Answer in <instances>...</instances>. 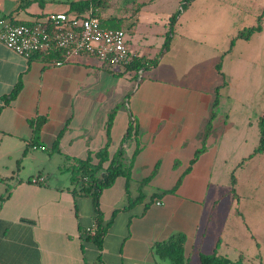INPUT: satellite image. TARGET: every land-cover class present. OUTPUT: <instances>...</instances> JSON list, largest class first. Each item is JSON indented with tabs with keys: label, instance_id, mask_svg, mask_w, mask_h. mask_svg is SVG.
Listing matches in <instances>:
<instances>
[{
	"label": "crops",
	"instance_id": "0c3cea01",
	"mask_svg": "<svg viewBox=\"0 0 264 264\" xmlns=\"http://www.w3.org/2000/svg\"><path fill=\"white\" fill-rule=\"evenodd\" d=\"M78 1L47 12L73 13L71 3ZM201 1L192 0L185 10L187 31L177 32L183 15L177 17L169 48L151 68L128 69L93 56L56 66L50 54L24 58L0 42V182L7 183L0 195V264H171L153 246L175 233L185 236L186 264H200L199 254L212 252L255 264L260 243L252 238L256 250L243 249L236 233L241 226L225 222L219 189L196 192L197 181L218 184L215 166L224 164L227 131L233 127L228 115L223 121L216 112L221 88L230 84L226 78L213 107L215 88L223 82L215 65L230 48L218 61L210 56L209 25L216 17L204 7L195 12ZM116 4L106 0L97 9L100 19L115 17L121 28L126 25L122 29L134 58L156 57L165 40L157 45L146 36L137 38L138 19L131 20L129 8ZM39 7L40 0H0V18L29 22L41 16ZM170 17H162L163 33L169 32ZM240 85L243 89L245 83ZM16 86L17 94L7 99ZM106 145L109 160L123 150L128 172L95 201L73 189L62 164L69 167ZM93 223L105 229L99 247L85 234Z\"/></svg>",
	"mask_w": 264,
	"mask_h": 264
},
{
	"label": "rangeland",
	"instance_id": "374dc122",
	"mask_svg": "<svg viewBox=\"0 0 264 264\" xmlns=\"http://www.w3.org/2000/svg\"><path fill=\"white\" fill-rule=\"evenodd\" d=\"M40 1L41 7L36 10L41 15L40 18H43L49 14L47 12L49 9L62 8L71 0ZM202 1L195 4V12L204 7L216 17L211 20L209 25L211 30L208 37L210 56L218 61L222 53L230 48V51L224 53L221 60V69L230 84L225 89L221 88V102L216 112L223 121H227L229 117V122L233 127L227 131V140L223 148V152H225L224 164L215 166L217 175L216 178L213 175V178L218 184H214L212 180L197 181L196 192L198 193L204 187L206 189V186L220 190L218 192L222 196L221 203L224 204L223 208L226 211L225 222L241 226V229L236 230V233L242 239L244 250H256L249 244L250 239L259 241L258 255L254 257L253 262L264 264V152L254 154L247 159L257 146L258 114H262L264 110V30L253 33L248 40L237 38L230 47V40L237 32L255 25L259 15H262V26L264 27V0ZM191 2L192 0H117L116 5L127 6L129 8L127 15L131 20L138 19L135 32L137 38L146 36L147 42H156L158 45L168 35L167 31L163 33L162 23L164 20L162 17L183 15L177 25V32L187 31L188 11L186 13L185 10H188ZM135 9L138 10L133 15ZM28 11L30 12L31 8ZM22 12L26 16L31 14L27 11ZM37 18L35 16L30 20L34 21ZM152 20L156 23L149 24ZM122 28L127 30L126 25ZM154 31L155 34H153ZM241 63L243 64L242 70ZM148 71L146 70V72ZM246 77L248 78L247 83ZM221 79L220 77V81ZM257 81L259 83H256ZM240 82L245 83L243 89ZM238 95H242V99L239 101L235 97L233 98ZM3 170L4 167L0 165V172ZM232 173L236 178L233 192L229 191ZM6 184L0 182V195H5ZM212 192L214 189L208 190L206 193L207 200H211L209 196L212 195Z\"/></svg>",
	"mask_w": 264,
	"mask_h": 264
},
{
	"label": "trees",
	"instance_id": "16d2710c",
	"mask_svg": "<svg viewBox=\"0 0 264 264\" xmlns=\"http://www.w3.org/2000/svg\"><path fill=\"white\" fill-rule=\"evenodd\" d=\"M106 0H79L77 3H71L70 10L73 13L65 12L73 15H84L88 13V9L90 6L93 8V13L99 16L97 9L100 6L105 5ZM183 8V6H182ZM75 11V12H74ZM15 21L12 17H8ZM177 19L176 15H172L169 20V32L165 38L163 43V49L160 53L154 58H146V57H136L133 58L132 61L126 66L128 69H140V68H151L158 63L159 57L163 54L165 50L169 48L171 36L173 33V25L175 24ZM118 18L112 17L108 20H101V25L104 27L110 28H121L120 24L117 22ZM17 22V21H15ZM262 29V15L257 17V22L255 25L241 29L237 32V34L230 40V46L234 43L237 38L248 40L251 35L255 32H260ZM59 52H53L50 56L55 58L59 57ZM218 73L222 76L223 82L220 86L215 88V99L213 103V107H216L219 102V88L225 85V77L221 71V59L215 65ZM18 86H16L10 94L6 97L13 98L18 92ZM5 98V99H6ZM6 99V100H7ZM214 112H212L210 116V121L214 117ZM113 114H110L106 130L109 131V127L112 121ZM43 119L38 120V124L36 126V130L39 129ZM211 125L208 124L207 130L209 131ZM133 133V128L130 126L125 134V137H130ZM54 147L57 148V141L54 143ZM204 150V147L198 149L195 153L194 159ZM264 152V110L262 114L258 118V143L254 148L253 152L247 157L250 158L254 154L263 153ZM123 150H118L116 155L109 160V152L108 146H104L100 150L96 152L89 151L86 158L84 159H76L74 164L71 166H66L65 163L62 164V170L68 172L69 174V183L73 186V189L78 187L79 192L89 193L93 196L94 200L97 201V197L99 193L106 187L110 186L115 179L123 174L128 172V169L124 166L122 162ZM96 158V162L94 161ZM109 160L107 166L104 164ZM231 188L230 190L234 191V185L236 182V178L231 174ZM3 197H0V205ZM105 229L97 224V229L94 235L88 236L92 239V241L99 247L102 241V236L104 234ZM184 242L185 236L182 233H175L171 235L167 240L157 242L153 246V251L159 257L167 258L170 260L171 264H186L187 260L184 256ZM200 264H242L241 259L231 260L226 256L219 255L216 252L212 253H200L199 254Z\"/></svg>",
	"mask_w": 264,
	"mask_h": 264
},
{
	"label": "built area",
	"instance_id": "2783aa9c",
	"mask_svg": "<svg viewBox=\"0 0 264 264\" xmlns=\"http://www.w3.org/2000/svg\"><path fill=\"white\" fill-rule=\"evenodd\" d=\"M0 42L24 58L33 53L51 55L57 51L59 57L52 58L56 66L80 56H93L104 63L126 67L134 58L127 46L125 31L102 26L91 6L84 15L49 13L31 22L1 17ZM30 148L45 149L36 144H30ZM41 180L31 179L32 182ZM96 229L93 223L85 229V234L92 236Z\"/></svg>",
	"mask_w": 264,
	"mask_h": 264
}]
</instances>
